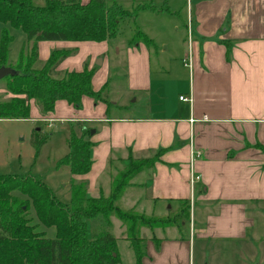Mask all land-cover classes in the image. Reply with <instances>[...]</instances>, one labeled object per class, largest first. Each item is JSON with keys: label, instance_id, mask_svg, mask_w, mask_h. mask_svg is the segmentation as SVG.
Instances as JSON below:
<instances>
[{"label": "crops", "instance_id": "1", "mask_svg": "<svg viewBox=\"0 0 264 264\" xmlns=\"http://www.w3.org/2000/svg\"><path fill=\"white\" fill-rule=\"evenodd\" d=\"M186 20L193 40L181 57L186 62V83L171 77L180 84L174 105L167 97L172 92L166 87L170 77L153 79L152 49L141 43L125 44L127 95L109 99L108 115L103 103L88 97L82 98L79 110L57 101L46 114L29 102V122H69L74 128L96 125L90 137L91 169L83 176L71 175L86 183L91 198L108 196L111 179L125 167L128 156L148 159L160 154L152 169L131 180L119 201L128 199L130 210L142 208L137 210L143 214L166 210L157 216H168L167 211L176 215L179 202H189V223L182 227L188 226L190 236L175 227L149 230L148 239L141 237V264H195L193 236L201 248L199 264H214L213 253L232 252L236 243L243 250L252 248L249 238L264 216V154L255 148L257 144L264 148V0H190ZM223 41L231 43L229 60ZM117 46L115 56L122 52ZM62 50L74 53L57 66L59 75L92 69L94 91L108 81L105 56L101 67L93 69L95 59L109 52L106 41L37 44L42 63L52 51ZM139 96H148V114L127 116L132 108L124 99L137 101ZM181 96L191 101L182 102ZM191 172L199 176L193 186ZM143 173L145 180L133 183ZM110 222L114 226L113 218ZM172 229L174 235L167 237Z\"/></svg>", "mask_w": 264, "mask_h": 264}, {"label": "trees", "instance_id": "2", "mask_svg": "<svg viewBox=\"0 0 264 264\" xmlns=\"http://www.w3.org/2000/svg\"><path fill=\"white\" fill-rule=\"evenodd\" d=\"M40 1L41 5L36 3ZM151 10V6L139 5L133 11L124 10L114 0H0V23L19 29L26 35L30 53L23 46L17 60L8 62L12 37L6 28L0 34V68L9 67L17 74L7 76L5 90L12 95L0 101V120H29V102L32 100L42 114L52 112L57 101H65L75 110L81 108L82 98L88 97L103 103L109 114L107 100L109 82L94 91L91 86L93 70L84 67L79 72H65L60 77L52 73L74 51H52L41 68L36 69L37 44L39 42H108L119 33L123 20L134 21L139 12ZM143 44L154 49L155 44L142 32L133 31L127 46ZM25 44V45H26ZM229 60L231 43L221 42ZM77 129V130H76ZM71 126L67 146L68 153L59 161L69 168L71 175H86L93 164L90 129ZM45 143V138L33 137L36 154ZM255 148L264 154L261 145ZM160 154L148 159H133L128 156L123 169L116 171L111 179L107 197L91 198L86 193V183L70 180V203L64 205L54 198L51 190L37 177L19 175L0 176V264H120L116 239L109 233L111 218L124 228L125 240L133 250L135 264H141L144 241L142 228L165 229L189 223V202L180 201L176 215L156 217L124 210L117 203L131 180L139 173L150 170ZM33 207L39 222L53 227L55 238L47 239L44 233L30 226L28 217ZM101 218L100 230L88 236V220Z\"/></svg>", "mask_w": 264, "mask_h": 264}, {"label": "rangeland", "instance_id": "3", "mask_svg": "<svg viewBox=\"0 0 264 264\" xmlns=\"http://www.w3.org/2000/svg\"><path fill=\"white\" fill-rule=\"evenodd\" d=\"M86 2L87 0H81ZM112 0H107L111 2ZM124 10L133 11L139 5L151 6V10L139 12L134 21L123 20L119 24V33L113 41H108L109 52L98 56L95 59L93 69L98 70L101 65H97V61L105 56V66L109 68L108 82L109 87L107 91V100L110 98L114 100V96L124 95L127 87V74H126V57H125V44L132 37L133 31L138 30L150 38L155 44L154 49L151 50V69L154 76L169 78L166 87H171L168 94L170 104H175V99L178 100L180 84H178L171 77L178 79L179 83L187 81V70L183 67L185 60L181 57L187 54L188 43L193 40L191 34L189 35L186 25L187 8L190 6V0H114ZM37 5L42 2L38 1ZM3 28H6L12 42L9 46L8 62L15 61L18 53L23 46L25 47L24 53H30L31 45L26 44V35L19 29H12L0 23V34ZM26 44V45H25ZM121 45V55L115 56V49L117 45ZM113 45H116L114 48ZM10 63V62H9ZM41 61L38 59L35 63V68L42 67ZM54 77H60L56 69L52 73ZM12 95L5 90L3 81H0V101H6ZM140 98L135 101V98H125L126 105H129L132 110L126 114L129 117H142L148 114V96H139ZM135 101V102H134ZM35 104V103H34ZM116 107L113 110L116 112ZM117 114V113H116ZM119 115V114H117ZM29 122L23 120H0V176L6 175H19L24 177H37L43 182L53 193L54 198L64 205L70 203V180L71 173L69 168L59 164V161L68 153L67 138L71 129L69 122L59 121H45ZM89 129L94 131L96 125L88 124ZM76 129V128H75ZM77 130V129H76ZM90 131V132H91ZM34 135L39 138H45V143L41 147L38 154H36L32 141ZM114 171H112L113 173ZM116 173V172H115ZM147 173L139 175L133 183H138L142 179L145 180ZM108 177V175H106ZM101 183L106 184L105 175L101 178ZM136 193L137 191H130ZM128 199L121 200L117 206L124 210H130ZM147 207V205L143 206ZM142 209V208H137ZM135 209L137 212L140 213ZM147 211V209L143 208ZM174 209V207H173ZM174 211V210H172ZM166 210H157L153 216L163 215ZM158 213V214H156ZM156 214V215H155ZM168 216H173V212L167 211ZM151 216L152 214H146ZM30 226H36L37 232H42L47 239L55 238V230L53 227L47 228L42 225L33 209L30 206L29 214L27 215ZM114 226L109 229V233L116 239V250L120 258V264H135L133 250L130 248L129 243L125 240L124 228L118 220L113 218ZM254 229L253 236L250 242L252 248L243 250L239 243L234 245V251L221 250L219 253H213L212 260L214 264H264V216L258 222ZM88 236L91 238L94 233L100 230L101 218L95 220H88ZM176 228V227H175ZM180 229L183 236L189 238L188 226L177 228ZM175 229L168 230L170 234L167 237L174 235ZM156 232V234H161ZM162 234H166L163 232ZM155 235V234H154ZM148 239L151 234L149 230L142 229L141 237ZM194 248L192 251V259L195 264L201 262V248L194 236ZM226 251V252H225ZM208 261V260H207Z\"/></svg>", "mask_w": 264, "mask_h": 264}, {"label": "water", "instance_id": "4", "mask_svg": "<svg viewBox=\"0 0 264 264\" xmlns=\"http://www.w3.org/2000/svg\"><path fill=\"white\" fill-rule=\"evenodd\" d=\"M97 65H101V60L97 61ZM16 74L17 73L9 67H1L0 68V81L7 76H15ZM93 134H94V131H91L90 135L92 136Z\"/></svg>", "mask_w": 264, "mask_h": 264}, {"label": "built area", "instance_id": "5", "mask_svg": "<svg viewBox=\"0 0 264 264\" xmlns=\"http://www.w3.org/2000/svg\"><path fill=\"white\" fill-rule=\"evenodd\" d=\"M190 32V29H189ZM190 35V34H189ZM184 66H186V64L184 63ZM179 100L185 103H189L191 100L190 98H184L183 96L179 97ZM193 155H197V153L193 154ZM195 157V156H193ZM190 185L193 186L197 181H199V176L197 174H195L194 172H191L190 174Z\"/></svg>", "mask_w": 264, "mask_h": 264}]
</instances>
